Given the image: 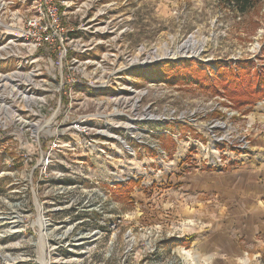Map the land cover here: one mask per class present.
<instances>
[{"label":"rangeland","instance_id":"374dc122","mask_svg":"<svg viewBox=\"0 0 264 264\" xmlns=\"http://www.w3.org/2000/svg\"><path fill=\"white\" fill-rule=\"evenodd\" d=\"M72 5L83 11L66 23L87 30L76 35L87 47L78 49L76 71H70L83 82L75 89V118L97 113L110 118L118 107L116 91L132 88L144 92L140 103L131 106L140 94L124 93L129 103L119 110L145 120L138 123L136 139L128 135L132 151L113 141L110 158L95 150L85 157L78 149L41 158L39 146L21 130L18 140L1 136L0 264H7V256L19 258L14 264H42L43 255L47 264H210L193 250L195 222L182 225L187 219L174 213L170 190L181 183L171 178L176 171L181 178L193 170H223L238 154L234 148L241 137L251 139L262 130L248 108L238 106V82L247 77L245 61H253L251 90L257 73L264 72V0L245 14L224 0H72ZM188 40L194 50L201 48L199 56L189 49L155 59ZM146 60L150 64L142 65ZM12 65L2 63L0 69ZM106 82L110 89L99 88ZM255 107H264V100ZM225 109L238 116L227 118ZM105 121L95 118L91 126L104 129ZM218 121L233 126L214 129ZM165 131L172 136L153 133ZM222 137L226 141L211 142ZM66 140L74 146L75 136ZM210 144L216 148L207 152L203 147ZM21 152L30 157L23 159ZM182 207L177 213L187 211ZM251 264H264V253Z\"/></svg>","mask_w":264,"mask_h":264},{"label":"built area","instance_id":"2783aa9c","mask_svg":"<svg viewBox=\"0 0 264 264\" xmlns=\"http://www.w3.org/2000/svg\"><path fill=\"white\" fill-rule=\"evenodd\" d=\"M72 8V0H0V65L12 63L14 67L0 69V138L6 135L4 137L12 136L18 140V130H21L19 133L25 134L33 147L39 146L38 155L41 158L46 156L47 159L56 151L71 153L77 149L85 157H88V152L95 150L99 156L110 158L108 148L113 141L122 144L130 152L132 148L128 145V135L136 139V132L140 131L138 123L145 119L132 117L130 111H120L119 107L125 109L129 103L122 94H140L131 104L135 106L140 103L143 91L132 88L117 90L112 99L118 107L110 118L99 113L96 117L80 115L78 118L73 114L77 99L75 89L83 86V82L73 77L70 71H76L73 68L78 60L74 56L79 52L78 49L87 47L83 38L76 35L87 30L83 25L70 26L66 23L65 18L83 11V7L76 10ZM134 63L140 64L137 61ZM99 88L106 90L111 86L106 82ZM229 111L225 109L221 112L229 119L238 116L236 111ZM102 117L106 119L104 129L91 126L95 118ZM145 118L152 119L150 115ZM87 120L92 121L88 124L83 122ZM232 126L226 121H218L214 129L227 130ZM117 131L126 133V138L117 135ZM153 133L172 136L168 131ZM68 136H75L74 146L67 142ZM213 141L218 144L226 139L212 138ZM252 147V140L243 136L234 149L238 154L250 157L253 155ZM203 148L210 152L216 148V144ZM32 153L35 154V150ZM20 155L23 159L30 157L27 152H21ZM218 163L222 166L221 160ZM248 263L251 261H243V264Z\"/></svg>","mask_w":264,"mask_h":264},{"label":"crops","instance_id":"0c3cea01","mask_svg":"<svg viewBox=\"0 0 264 264\" xmlns=\"http://www.w3.org/2000/svg\"><path fill=\"white\" fill-rule=\"evenodd\" d=\"M250 119L262 129L252 132V156L236 154L221 171L193 170L181 178L176 171L171 178L181 183L170 190L174 213L187 219L182 225L195 222L193 250L210 264H243L264 253V107H255ZM184 205L187 211L177 213Z\"/></svg>","mask_w":264,"mask_h":264},{"label":"trees","instance_id":"16d2710c","mask_svg":"<svg viewBox=\"0 0 264 264\" xmlns=\"http://www.w3.org/2000/svg\"><path fill=\"white\" fill-rule=\"evenodd\" d=\"M225 2L233 4L236 9L245 14L249 10L253 9L261 0H224ZM241 69L246 72L244 79L238 82V106L248 108V112H252L257 102L264 100V72H258L255 79L256 86L252 90L250 89L252 81L251 76L253 70V61L248 60L241 63ZM245 77L247 79V86L245 85ZM249 89L247 90L246 89ZM128 190L131 189L130 185H126Z\"/></svg>","mask_w":264,"mask_h":264},{"label":"bare ground","instance_id":"6f19581e","mask_svg":"<svg viewBox=\"0 0 264 264\" xmlns=\"http://www.w3.org/2000/svg\"><path fill=\"white\" fill-rule=\"evenodd\" d=\"M195 43L192 41V40H188L183 46H181V47H179L178 48V51H176V52H172V51H169V50H166V52H165V55L164 56H158V55H156V57H155V59H161V58H163V59H165V58H172V57H170V56H173V57H178V55L180 54V53H186L187 52V50H189V49H193V54L195 55V56H199L200 54H201V48H199L198 50H194V48H193V45H194ZM148 62V60H146V63ZM40 223L42 224L41 226H42V230H44V221L43 220H40ZM44 250V249H43ZM5 260H6V263L7 264H14V263H17L18 261H19V258H13V257H11V256H7L6 258H5ZM41 262H42V264H47V261H46V258H45V256L43 255V257H42V260H41Z\"/></svg>","mask_w":264,"mask_h":264},{"label":"water","instance_id":"95a60500","mask_svg":"<svg viewBox=\"0 0 264 264\" xmlns=\"http://www.w3.org/2000/svg\"><path fill=\"white\" fill-rule=\"evenodd\" d=\"M182 58H190V59H194L195 58V56H191V57H186V56H183ZM135 64V63H134ZM148 64H150L149 62L148 63H146V61L143 63V65H148Z\"/></svg>","mask_w":264,"mask_h":264}]
</instances>
